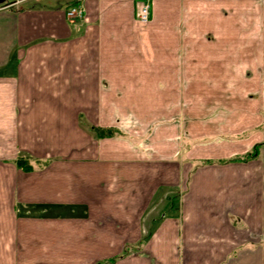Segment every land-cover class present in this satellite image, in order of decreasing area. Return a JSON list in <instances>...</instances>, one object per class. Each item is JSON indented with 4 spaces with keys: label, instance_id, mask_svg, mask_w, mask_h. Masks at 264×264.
Here are the masks:
<instances>
[{
    "label": "crops",
    "instance_id": "1",
    "mask_svg": "<svg viewBox=\"0 0 264 264\" xmlns=\"http://www.w3.org/2000/svg\"><path fill=\"white\" fill-rule=\"evenodd\" d=\"M138 1L0 5V264H264V0Z\"/></svg>",
    "mask_w": 264,
    "mask_h": 264
},
{
    "label": "built area",
    "instance_id": "2",
    "mask_svg": "<svg viewBox=\"0 0 264 264\" xmlns=\"http://www.w3.org/2000/svg\"><path fill=\"white\" fill-rule=\"evenodd\" d=\"M83 0H69V6L65 11V16L68 21L72 23L74 21L82 20L83 17ZM150 17V6L148 0H139L135 6V19L139 23H146Z\"/></svg>",
    "mask_w": 264,
    "mask_h": 264
},
{
    "label": "trees",
    "instance_id": "3",
    "mask_svg": "<svg viewBox=\"0 0 264 264\" xmlns=\"http://www.w3.org/2000/svg\"><path fill=\"white\" fill-rule=\"evenodd\" d=\"M93 131L95 132L97 138L112 137L114 134L112 131H109V130L95 129ZM259 148H260V146H256L252 150V152H250L244 156L235 158L231 161H233V162H245V161L254 159L258 155ZM30 161L31 160L29 158L18 157L15 161V164L19 170L24 171V172H28V171L32 170V165H31ZM110 263L111 262H108V264H110Z\"/></svg>",
    "mask_w": 264,
    "mask_h": 264
},
{
    "label": "water",
    "instance_id": "4",
    "mask_svg": "<svg viewBox=\"0 0 264 264\" xmlns=\"http://www.w3.org/2000/svg\"><path fill=\"white\" fill-rule=\"evenodd\" d=\"M6 0H0V5L4 4Z\"/></svg>",
    "mask_w": 264,
    "mask_h": 264
},
{
    "label": "rangeland",
    "instance_id": "5",
    "mask_svg": "<svg viewBox=\"0 0 264 264\" xmlns=\"http://www.w3.org/2000/svg\"><path fill=\"white\" fill-rule=\"evenodd\" d=\"M66 17V16H65ZM67 19V18H66ZM68 21V20H67ZM69 23H72L71 21H68ZM75 22V21H74ZM177 204V203H176ZM139 248H140V246H139Z\"/></svg>",
    "mask_w": 264,
    "mask_h": 264
}]
</instances>
